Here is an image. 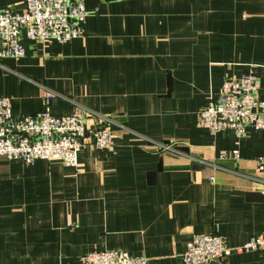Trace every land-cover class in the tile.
I'll list each match as a JSON object with an SVG mask.
<instances>
[{
    "label": "crops",
    "instance_id": "0c3cea01",
    "mask_svg": "<svg viewBox=\"0 0 264 264\" xmlns=\"http://www.w3.org/2000/svg\"><path fill=\"white\" fill-rule=\"evenodd\" d=\"M82 2V38L42 45L23 35L25 57L0 60V98L20 117L52 95L51 115L81 112L86 137L108 127L113 145L81 149L77 168L0 157V264H79L111 250L180 264L194 236L233 249L262 235L264 132L212 134L198 113L225 80L249 73L264 102V0ZM24 7L0 0L1 10ZM222 264L261 256L233 252Z\"/></svg>",
    "mask_w": 264,
    "mask_h": 264
},
{
    "label": "built area",
    "instance_id": "2783aa9c",
    "mask_svg": "<svg viewBox=\"0 0 264 264\" xmlns=\"http://www.w3.org/2000/svg\"><path fill=\"white\" fill-rule=\"evenodd\" d=\"M88 12L82 0H25L21 14L0 9V60L19 61L25 57L26 40L42 45L65 44L84 36ZM259 81L253 73L223 82L217 96H211L198 113V125L209 133L231 130L236 138L250 131L264 132V102L258 97ZM52 95H44V106L32 116L15 117L10 99L0 98V157L32 166L37 161H57L65 167H78V153L85 147L110 149L112 133L108 127L93 130L86 137L85 117L74 111L54 116L48 111ZM173 145H161L173 151ZM225 155L222 154L221 158ZM239 159L238 150L231 153ZM256 170L264 183V156L255 160ZM233 252H258L264 264V233L233 249L223 245L216 235H198L187 243L180 264H222ZM79 264H148V259L131 257L124 251H95L82 255Z\"/></svg>",
    "mask_w": 264,
    "mask_h": 264
}]
</instances>
